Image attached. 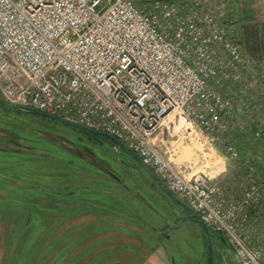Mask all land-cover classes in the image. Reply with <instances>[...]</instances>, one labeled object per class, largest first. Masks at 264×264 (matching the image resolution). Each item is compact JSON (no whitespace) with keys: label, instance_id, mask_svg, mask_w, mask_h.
Returning <instances> with one entry per match:
<instances>
[{"label":"built area","instance_id":"built-area-1","mask_svg":"<svg viewBox=\"0 0 264 264\" xmlns=\"http://www.w3.org/2000/svg\"><path fill=\"white\" fill-rule=\"evenodd\" d=\"M232 23L231 0H0V97L119 140L239 264H264V180L231 143L264 140V54ZM199 133L235 175L171 160Z\"/></svg>","mask_w":264,"mask_h":264},{"label":"rangeland","instance_id":"rangeland-1","mask_svg":"<svg viewBox=\"0 0 264 264\" xmlns=\"http://www.w3.org/2000/svg\"><path fill=\"white\" fill-rule=\"evenodd\" d=\"M232 10L236 22L253 15L234 28L237 38L260 40L264 0H231ZM49 116L0 100V264H207L200 225L130 154ZM241 147L264 176V144ZM181 149L197 172L236 174L224 147L202 133L175 145L179 167ZM212 237L215 264H239Z\"/></svg>","mask_w":264,"mask_h":264},{"label":"water","instance_id":"water-1","mask_svg":"<svg viewBox=\"0 0 264 264\" xmlns=\"http://www.w3.org/2000/svg\"><path fill=\"white\" fill-rule=\"evenodd\" d=\"M52 119H55L63 124H66L70 127L73 128H77L80 129L82 131H86L88 133H92L94 135L103 137L107 140H109L111 143H113L116 147L120 148L121 150L125 151L126 153L130 154L137 162L138 164L143 167L147 173L152 177V179L154 180V184L161 189V191L165 194V196L169 199V201L173 204V205H178L181 206L184 210L187 211L188 215L192 218H194V220L200 225L202 232L206 238L207 241V248H208V264H214V246H213V241H212V234L209 230V228L204 224V222L200 219L199 215L196 214L191 208H189L185 203H183L181 200H179L167 187L166 185L156 176V174L153 172V170L148 167L147 165H145L143 163V161L141 160V158L136 155L134 152H132L131 150H129L122 142H120L119 140L115 139L112 136H109L105 133H101V132H97L91 129H88L86 127L83 126H79L73 123H69L67 121H64L62 119H59L57 117H51ZM116 180H119L121 182V180L119 178H117L116 176L114 177ZM122 183V182H121ZM217 238L220 242H222L224 245H227L226 240L221 236V235H217ZM228 246V245H227Z\"/></svg>","mask_w":264,"mask_h":264},{"label":"trees","instance_id":"trees-1","mask_svg":"<svg viewBox=\"0 0 264 264\" xmlns=\"http://www.w3.org/2000/svg\"><path fill=\"white\" fill-rule=\"evenodd\" d=\"M234 11L235 10H232V12H231V19H232L233 23H232V25H230L229 29H230V32L232 33V35L237 37L235 29H237V31H241V26H243L245 22H251L253 15L247 13L242 19L240 18L236 22L233 20V18L236 16V13H234ZM237 39L241 43V45H243L251 54H253L257 57L262 56L264 54V30H263L262 37L260 38V40L258 39V41H255L252 38V36L250 37L248 34L245 35L244 39H239V38H237ZM250 44H251V46H250ZM0 100H2L1 97H0ZM45 115H47V114H45ZM49 117L51 118L52 116H49ZM253 139L254 138L252 136H245V137L235 136L232 138V142L233 141L236 142V146H237L238 151L242 153L241 145H243L246 141H250ZM259 142H262L264 144V140H259ZM255 166L257 167L259 173L261 174L260 169L257 166V163L255 164ZM261 176L263 177V180H264L263 174H261ZM211 234L216 235V236L219 235V234H215V233H211ZM207 254H208V251H207Z\"/></svg>","mask_w":264,"mask_h":264},{"label":"bare ground","instance_id":"bare-ground-1","mask_svg":"<svg viewBox=\"0 0 264 264\" xmlns=\"http://www.w3.org/2000/svg\"><path fill=\"white\" fill-rule=\"evenodd\" d=\"M201 147H202L203 149H204V147H205L204 144H203V142H201ZM183 151H184V150L181 149V150H180L181 153H179V154H185ZM186 151H187V150H186ZM174 152H176V151H174ZM179 160L182 161L183 164L185 163V165H186V163H189V162H187V160H190V161H191V159L189 158V155H188L187 153H186L185 155H182V156L179 155ZM186 166L192 167V166H190V165H188V164H187ZM192 168H193V167H192ZM193 170H194L195 172H197V171H199L200 169L197 170V169L193 168Z\"/></svg>","mask_w":264,"mask_h":264},{"label":"flooded vegetation","instance_id":"flooded-vegetation-1","mask_svg":"<svg viewBox=\"0 0 264 264\" xmlns=\"http://www.w3.org/2000/svg\"><path fill=\"white\" fill-rule=\"evenodd\" d=\"M103 138V137H102ZM28 188V187H27ZM54 196V195H53ZM162 236L164 235V233L161 234ZM222 245H224L222 242H221ZM228 245V243H227ZM207 257H208V254H207ZM215 257H216V253L214 251V264H215ZM207 264H208V259H207Z\"/></svg>","mask_w":264,"mask_h":264}]
</instances>
